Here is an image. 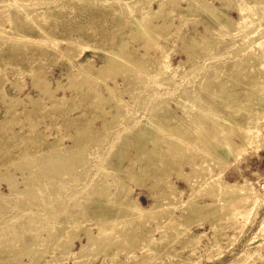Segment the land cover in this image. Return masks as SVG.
Instances as JSON below:
<instances>
[{
	"label": "rangeland",
	"instance_id": "obj_1",
	"mask_svg": "<svg viewBox=\"0 0 264 264\" xmlns=\"http://www.w3.org/2000/svg\"><path fill=\"white\" fill-rule=\"evenodd\" d=\"M143 1L146 0H0V213L5 214V208L13 205L11 199L17 192L28 191L30 186L48 179L44 174L35 173L25 163L27 158H37L43 165L48 161L47 165L59 167L61 172L57 180L63 184L70 182L80 190L81 186L87 187V181L94 172L90 164L80 160L89 155V150L110 152L104 168L105 184L102 179L96 180L102 185L96 186L98 193L95 191L91 200L84 204L85 219L76 231L69 233V238H63L65 230L62 224L67 216L61 215L51 237L42 232L37 241L31 232L26 231L13 245H0V264H74V256L86 245L87 252L95 251L96 255H90L77 264H264V235H257L264 216V148L255 155L246 154L242 158L240 153L244 150L233 152V145L240 143L239 134H225L220 129L224 120H228L226 113L233 104L245 101L253 92L254 87L248 84L249 81L244 78L245 84L237 83L231 75L239 68L233 64L235 59L254 46L250 45V41L256 40L264 20L248 24L246 21L243 25L226 29L218 24L219 12L229 13L234 20L239 19L240 12L225 9L221 3L223 0H203L209 5L199 6V12L193 15L187 14L186 9L190 2L196 9L195 0H176L174 3L163 0L162 4L160 0H153L150 4H140ZM252 3V0H244L243 3L236 1L233 4L243 15H247L245 5ZM145 11L151 14L147 27L142 24L148 16ZM135 24H140L141 28L138 29ZM163 24L162 31H153ZM252 24L256 26L254 33L250 34L246 30ZM204 26L212 28V33L205 31ZM243 31L246 33L238 35ZM202 35L216 40L215 43L202 45ZM190 37L195 41L191 42ZM122 44L134 54L125 58L120 53ZM240 46L246 49L241 47V52L234 54L233 48ZM141 54L143 59L139 66L135 60L142 58ZM109 56L114 57L118 65L105 71ZM145 57H155L156 60L153 62ZM143 66L145 69H142ZM258 68L262 69L258 66L254 71ZM170 72L172 77L165 81V74ZM200 76H204V80ZM205 78L206 81L211 79L212 85L203 94H195L194 82L200 80L198 83L206 85ZM139 79L147 84L142 82L139 86ZM223 80L227 82L226 89L221 86ZM45 87L49 90L48 94L43 92ZM132 93L134 99L130 98ZM193 93L197 99L193 97L194 100H190L188 96H193ZM211 94L215 99L224 96L227 99L206 110V118L214 126L206 127L215 130L211 129L212 138L204 137L209 138L205 144L176 136L177 139L168 124L156 118L155 115L161 111L156 107L152 111L161 100L175 111L176 116L183 117L184 112L176 102L181 104L182 101L185 108L196 110V106L201 105L199 100L203 103ZM120 104L126 105L124 111L120 109ZM87 121L90 122V132L79 133L80 126ZM256 121L260 123L264 119L251 116L248 126L255 129ZM144 127L154 131L155 135L144 144H133L139 140ZM258 134L264 137V125ZM178 140L183 144L182 151L176 153L179 159L159 158L167 143ZM75 142L77 144L74 145ZM188 149L193 151L188 152ZM67 152L75 153L70 161L66 159ZM191 156L194 165L210 168L208 175L202 173L199 177L198 185L194 178L196 185H192L193 181L189 183L182 179L176 169V165H180L183 172H190L188 161ZM77 169L79 177L76 176L72 182L67 175ZM81 173H84L83 176ZM129 173L138 180L133 182L124 178ZM36 175H40L39 178L43 175V178L38 179ZM163 175L166 177L163 178ZM211 177L219 179L220 184L235 180L241 183L249 179L263 198L257 194L248 206H233L231 209L229 205L231 208L222 212L220 205L224 197L212 200L209 195L212 187L205 185ZM114 178L122 183L120 191H115ZM27 184L31 185L28 187ZM170 186L178 191L170 196L178 203L168 205L163 197L160 198L161 205L155 207V197L170 193ZM223 188L225 186L219 193L226 195ZM125 189L139 213L133 212L122 224L124 228L117 226H121L120 230H116L114 225L112 228L109 226L107 232L116 231L110 233L112 237L103 232L104 235H100L98 231L102 219H98L95 213L105 208H126L129 202L119 201ZM105 190L106 195H103ZM190 197L193 199L188 201ZM165 201L166 205L163 204ZM205 204L209 205L202 207ZM197 206L200 208H193ZM26 208L28 206L23 209ZM77 208L76 205L70 210L75 212ZM160 217L164 220L173 217L179 226L172 230L168 223L165 228ZM125 225L128 227L125 228ZM36 227L37 224L31 226L32 229ZM87 232L100 236L88 241ZM57 238L66 242L64 246L67 245L68 250L64 258L60 250H53ZM109 238L111 241L112 238L118 239L112 243ZM93 242L95 245L90 249ZM114 252L117 254L114 255ZM53 255L57 258L50 262Z\"/></svg>",
	"mask_w": 264,
	"mask_h": 264
},
{
	"label": "bare ground",
	"instance_id": "obj_2",
	"mask_svg": "<svg viewBox=\"0 0 264 264\" xmlns=\"http://www.w3.org/2000/svg\"><path fill=\"white\" fill-rule=\"evenodd\" d=\"M152 1L153 0H146V1L140 2V4L141 3L150 4ZM170 1L172 3H174L176 0H170ZM236 1H238V2L240 1L242 3L244 2V0H233V2L231 0H223L221 3H222V6L225 9H227L228 11H230L232 9H237V11L241 13V11L237 8V5H239V4L236 3L237 5H235V6L233 4ZM252 1H253L252 4L245 5L248 8L247 9V11H248L247 15H243L242 13L241 14L239 13V19L238 20H234L229 15V13L219 12L218 24L220 26L222 24L224 27H226V29L227 28L232 29V28H234L236 26L243 25V23L246 22V21H247V24H248V23H251L253 21H257L258 22V21L264 20V0H252ZM161 2H163V0H160V4H162ZM195 3H196V9L192 8V6H191L192 3L191 2L188 4L187 9H186L187 10V14L188 13L192 14V13H195L196 11L199 12L198 9L200 7L209 5L208 3H206L203 0H195ZM240 9L242 10V8H240ZM146 12L148 13V16H146L143 19L142 24L146 25V27H147L148 20H149V17L151 16V14L148 11H145L144 13H146ZM164 24L161 25V26H156L155 27L156 29L155 30L152 29V30L157 32V33H159L160 31H162V27L165 26ZM135 25H137V24H135ZM166 25H168V23ZM255 26H256L255 24L250 25L248 27V29L246 30V32H248L250 34L254 33ZM261 26L264 27V25H260V27ZM263 27H262V31H258L259 33H258V35L256 37V40L253 39V40L250 41L252 43V44L250 43V45H252V46L254 45L255 47L253 46L250 49V51L244 53V55H242V56H238V58L235 59V63H233V64H235V66L239 67V68L236 69L235 74L231 75L233 80L235 82H237V83L240 82V83L245 84L246 81L247 82L249 81L248 84L252 85L254 87V89L252 90L253 92L250 93L246 97L247 99H245V101L235 102L233 104L231 109L226 113V116H227L228 120H224V124H222V127L220 128L221 130L224 131V133L226 132L227 134H232V133H238L239 134L240 143H237V144L233 145V152L236 149L237 150L238 149L244 150L243 153H240L242 158L246 154H248L250 156L255 155V153L259 149L263 150L261 148H264V137H262V136H260L258 134V133H260L262 131V127L264 125V123H263L264 121L263 122L259 121L260 123H258V121H256L257 124H256L255 129H251V126H248L249 119L251 118V116H253L254 119H262V120L264 119V67H263L264 66V28ZM140 28H141V25L139 24L138 29H140ZM177 29L178 28L176 27L175 33H177ZM204 30L205 31L207 30V31H209L211 33L213 31L212 28H210L208 26H204ZM244 32L245 31L241 32L238 35H241ZM134 36H135V34H134ZM202 38L204 39V42H203L202 45H206V46L208 44L210 46V44H212V43L214 44L215 41H216V40H214L212 38H209L207 36H204V35H202ZM231 38H232V36H231ZM235 40H237V39H235ZM190 41L194 42L195 40H194L193 37H190ZM232 42H234V41H232ZM243 46L237 47L236 49L233 48V53L236 54L238 52H241L242 48H243L242 50L246 49ZM120 48H121L120 49V53L122 55H125L124 56L125 58H126V56L128 57V56H132L134 54L132 51H130V50H128L126 48L125 44H122V46ZM189 49H191V47ZM162 50H163V48H162ZM230 53H232V52H230ZM141 56H142V58L139 56L140 58H137L138 60H135V62H137L136 64H138L139 66H141V64H140L141 61L140 60L143 59V54H141ZM145 58H148L149 60H153V62L156 60L155 57H145ZM122 59H124V58H122ZM132 59H133V57H132ZM126 60H128V59H126ZM130 60H129V62H130ZM120 61H121V59H120ZM122 62H123V60H122ZM129 62H127V63H129ZM146 62L147 61L145 60L144 63H146ZM107 63H108V67L106 68L105 71H107V70L109 71V69H113V68H115V66L118 65L117 61L115 60V58L111 57V56H109L107 58ZM133 63H134V60H133ZM144 63H142V64H144ZM128 65H130V64H128ZM131 65H132V63H131ZM149 65H150V63H149ZM125 66H127V65H125ZM145 66H143L142 69H145L144 68ZM258 66H261L262 69L258 68L259 70L254 71L255 67H258ZM128 69H130V68H128ZM134 69H136V68H134ZM249 69H251V70L249 71ZM147 70H149V69H147ZM246 70H248L249 72L246 71ZM149 71H151V70H149ZM219 71L221 73V69ZM172 72H173V70H172ZM203 72L201 73V75L203 74ZM248 73H249V75H248ZM195 74L197 76H199V74H197V73H195ZM165 75H167L166 78H165V81H168L172 77L171 75H173V73L170 72V74L166 73ZM205 75H207V74H205ZM140 76L143 77L144 75L143 76L140 75ZM147 76L148 75L146 74V80L148 79ZM200 77H201V79L204 80V76H200ZM254 77H255V79H254ZM138 78H140V77H138ZM206 78H208V77H206ZM206 78H205V81H206ZM244 78L246 79V81H245ZM140 79H139V82H140ZM142 82L143 81H141L139 83V86L142 85L143 83H145L146 81H144L143 83ZM198 82H200V80ZM198 82L197 81H196V83L194 82V86H193L194 87V91H196V93L195 92L194 93L198 94V95L203 94L206 90H208L210 85H212V83H213L211 79L205 82L206 85H204V82H202V81L201 82L203 84L198 83ZM214 83H216V82H214ZM146 84H147V82H146ZM221 86H223V89H226L228 87L226 80H223V82L221 83ZM252 86L250 88H252ZM187 87H188V85H187ZM142 88H143V86L141 87V89ZM145 88L146 87H144V89ZM141 89H139V90H141ZM189 89H187V92H188ZM43 92L44 93L46 92V94H48V92H49L48 88L45 87ZM94 93H92V94H94ZM194 93H193V96H188V98L190 100H194L193 97L196 96ZM248 93H249V91H248ZM97 94L98 93H96V95ZM180 94H181V92H180ZM130 95H131L130 98L134 99V94L132 93ZM187 95H190V93H188ZM214 97L215 96L213 94H211L209 97L206 98V100L202 101L203 103H201V100H199L200 101L199 104H201V105H197L196 106V110H191V109L185 108L184 107L185 103L182 104V101H181V104H179L180 103L179 101L176 102L178 105H180V107L182 108V111L184 112L183 113V117L176 116L175 111L172 110L171 108H169L168 105L166 104V102L161 101V100H159L160 101V102H158L159 104L157 103L158 105L156 104L155 106H153L152 111H153V109L155 107H156L157 110L161 111V112H159V114L155 115L156 118H160L161 122H164V123L166 122L168 124V127L170 128L171 133L174 134L175 137L176 136H178L179 138L182 137L183 140H190V141H193L195 143L198 142L201 145V144H205V142H207V140L211 137L210 134H211V132H213L212 130H215V128L213 129V128H210V127H206V125L207 126L208 125L209 126H213L212 122L210 123L209 122L210 120H207V118H206L207 117L206 110L208 109L209 106H211V107L212 106L213 107L217 106L219 104H222L227 99V97H225V96L224 97H219V98L216 97V99ZM196 99H195V101H196ZM215 103H216V105H215ZM151 105H153V104H151ZM120 106H121L120 109L122 111H124L125 110L124 108H125L126 105L122 106L120 104ZM10 109H11V107H9L8 111H10ZM150 109H151V107H150ZM148 111H150V110H148ZM118 113L123 114V112H121V111H119ZM149 113H151V112H149ZM213 117H214V115H213ZM151 118H152V116H151ZM208 119H210V118L208 117ZM109 123H110V121H109ZM173 123H177V125L174 126ZM89 124H90V122H88V121L87 122H83L82 125L79 128V133L84 132V131H89L90 132V125ZM166 128L167 127H165V130H166ZM253 130L255 132H257V133H255ZM142 131H143V133L140 134V136L138 135L139 136V140L134 141L133 144L136 143V142H141L142 144H144V142L149 137H153L155 135L154 131H151L150 129H148L146 127H144V129ZM215 132H217V131H215ZM205 134H209V136H207V135L205 136ZM169 137L167 136V139ZM204 137H209V138L206 139ZM169 139H171V137ZM180 141H181V139H180ZM188 143H189V141H188ZM188 143H185V144L187 145ZM75 144H77V142H75L74 145ZM186 147H188V146H186ZM182 148H183V144H181V142H179V140L175 141V142H169V143H167V148L163 149V151L161 152L162 155H159V158H168V159L170 158V160H171V157H172L174 159L175 158L179 159L180 157H179V155L177 156L176 153L178 151L181 152ZM101 149H102V147H101ZM103 150H104V147H103ZM188 150H189L188 152L193 151L192 149H188ZM186 152H187V150H186ZM233 152L231 151V153H233ZM150 153H146V154L148 156H150L151 155ZM194 153H195V151H194ZM74 154L75 153L67 152L66 155H65L66 159L68 158L69 161H70V159L72 158V156ZM177 154H179V153H177ZM109 155H110L109 151H105V152L101 151V152H99V151H94V150L90 151L89 150V155H87L86 157H83L81 160L79 159L80 162H83V163H86V164L87 163L90 164V168L92 167V169L94 170V172H92L93 174L90 175V178H89L90 181H87L88 182V184L86 185L87 187L85 188V187L81 186L80 190H79V188L75 189L73 187L74 185L71 184L70 182L67 183V184H65V183L63 184L62 182H60V180H57V178L58 179L60 178L58 174H60V172H61L59 167L58 168H56V167L53 168L51 165H47L48 161L47 162L45 161L46 164L43 162L44 163V165H43V164H41L40 160H37V158H35V159H31V158L28 159L27 158L25 163L28 164L29 166H31L35 170V173L44 174V176H46L48 179L45 180V181L42 179L43 182H40V181L38 183L34 182L35 185H37V186L33 185L31 187L30 186L31 184L30 185L27 184L28 187L30 186L31 188L29 187V189H28L26 187L28 189V191L23 190L24 192L23 191L17 192L15 194V198L13 200L11 199V201L13 202V205L7 206L5 208V210H6L5 214L0 213V245H5V246L13 245L15 242L20 241L22 232H26V231L31 232V234L33 235L34 239L37 240V241L40 239L39 235L41 236L42 232L47 233V235H49L51 237L53 235V233L55 232V229H56V224L55 223H56L57 219L61 215L67 216L66 220L62 224V229L65 230L63 232V234H62L63 238H69L68 236H71V234L69 235V233L74 232V230L76 231V229L79 226V224L82 223V221L85 219V215L83 213L85 211L86 206L84 204L87 202V200H89V201L91 200L90 199L91 195L97 190L96 186L101 184L100 182L97 183L96 180L99 179V181H101L100 179H102V182H103L104 181L103 179H105L106 173H105V169L104 168H105V166L107 164V160H108L107 157ZM175 156H177V157H175ZM38 157H39V155H38ZM193 160L194 159L191 156L189 158V161H188V164L190 165V168H189L190 172H183V170L181 169L180 165H176V169H178V171H180L179 175L182 176V179L185 178V180H187L189 183H191L193 181V178H194L195 179L194 181H196L197 182L196 184L198 185L200 183L199 182V177L202 175V173H206V174L208 172L210 173V168L207 165L203 166V167H200L199 165L196 166V163L194 165ZM172 162H170L169 165ZM87 171H89V170H87ZM79 173L80 172L77 169V170H75V172L73 174H71V175L68 174L67 178L68 179H72V182H74V180L77 178L76 176L79 177ZM255 173L256 172H254L253 174H255ZM82 174H84V173H81L80 175H82ZM87 174H88V172H87ZM192 174H194V177H193ZM36 176L38 177V179L43 178L42 177L43 175L40 178H39L38 175H36ZM37 177H36V179H37ZM164 177H166V176L163 175V178ZM204 177L205 176H203V178ZM124 178H127L128 180L133 181V182L138 180V178L135 175L130 174V173L125 175ZM203 178L201 177V179H203ZM33 179L35 180V175H34ZM205 179H207V178H205ZM80 180H81V178H80ZM86 180H88V179H86ZM77 181H75V183H77ZM194 181H193L192 185L195 184ZM26 182L29 183L28 181H26ZM114 182H115V185L114 184L113 185L116 187L115 191H120L119 189H120V187H122L121 186L122 183H120V180H118L117 178H114ZM220 183H219V179L218 180L214 179V178L212 179V177H211V180H208L205 183V185H208L210 188L212 187L211 192L209 194L212 200H218V199L224 197V198H222V202L220 201L221 202V205H220L221 211L224 210V209H225V211L226 210L228 211V209L231 208L230 206H232L231 209H233V206L235 208H238L239 206H248L249 204L252 203L253 199L257 196V194H259V192L256 189L254 183L251 182L249 179H245L241 183L237 182L236 180L233 181V182H224L222 184H220ZM78 184L79 183H77V185ZM89 186H90V188H89ZM223 186H225V188H223L222 191L223 190L225 191V189H226V192H225L226 195L224 194L225 196L222 195V193H219V190ZM110 187H111V185H110ZM103 189H104V187H103ZM208 190H210V189H208ZM169 192L170 193L165 194V195L163 194V195L156 196L155 197L156 201H155V205L154 206L155 207L156 206H160L161 205L160 198H163V197L166 199V201H168V205L175 204L176 200L173 199L174 197L171 199L170 196H171L172 193H178V191L176 192L174 187L170 186ZM108 193H110V192H108ZM207 193H209V192L207 191ZM122 194L123 195H121L119 201L129 202V203H127L129 205L126 208L117 209V210H114V209L110 210V209H106L105 208V209H102V210L98 211L97 213L94 212L95 214H97L98 219H102V221L100 223L101 225L99 226V231H98L100 233V235H101L102 232L104 234L105 233L106 234L107 233L108 234H110V233L114 234L113 232H116L115 230L113 232H110V233L106 231L109 228V226H110V228H112V225H114L115 227L114 226L113 227L116 228V230H120L121 226H120V228H118L119 225L124 224V222H126V220L129 219V216L131 217V214L133 212H136V213L138 212L136 206L134 205V202L127 197L128 190H126V189L123 190ZM103 195H106V190L103 192ZM177 198L179 199V197H177ZM260 198H263V197H260ZM165 199H163V200H165ZM192 199L193 198L190 197L188 201H191ZM163 200L161 199V201H163ZM166 201L163 202V204L165 203V205H166V203H167ZM117 203L116 204L114 203V205H117ZM176 203H178V202H176ZM184 203H186V202H183V204ZM218 204H219V202H218ZM76 205L78 206L76 211L75 212L71 211L70 209L72 207L75 208ZM208 205L209 204H205L202 207H207ZM24 206H28V208L23 209ZM220 207L218 206V211H219ZM163 208H165V207H163ZM193 208H195L197 210V208L199 209L200 207L197 206V207H193ZM159 211H160V209L158 210V212ZM152 215L156 216L155 213L154 214L152 213ZM89 216H91V214ZM157 216H158V213H157ZM136 218H137V216H136ZM138 218H139V215H138ZM160 218L162 219V223L161 224L162 225L164 224L165 226H163V227H165V228H167L166 224H168V223H170L172 230H175L179 226L175 222L173 217H171V218H169L167 220H164V217H160ZM132 220H133V218H132ZM129 222H131V221L129 220ZM129 222H127V225H129ZM35 224H37V227L32 229L31 226L35 225ZM127 225H125V228L128 227ZM168 227H169V225H168ZM259 227L260 228L258 230L257 235H261L262 236V235H264V233L262 232L264 230V216H263L262 222L260 223ZM122 228H124V226ZM104 231H106V232H104ZM118 233H120V232H118ZM112 234H110L109 236L112 237ZM96 236L99 237L98 235H96ZM96 236L92 235L90 232H87V238H88L87 240L88 241H92L94 238H96ZM108 237H106V238H108ZM113 237H117V236L113 235ZM98 239H101V238H98ZM105 239H103V240H105ZM116 239H118V238H116ZM116 239L112 238V241H111V239L109 241L113 243V240L116 241ZM98 241L99 240H97V242ZM102 241L100 240V242H102ZM105 241L103 243H105ZM110 242H108V243H110ZM65 243H63L61 238H57L55 243L53 244V250L54 251L55 250H60L62 258L65 257L66 251L68 250L67 247H66L67 245L64 246ZM90 244L91 245L89 247H90V249H92L91 246H93V244L95 245V242L90 243ZM87 249H88L87 245L81 247V249H80L79 253L77 254V256L76 255L74 256V264H77V262H79L82 259L88 258L90 255L91 256L96 255L95 251L94 252H92V251L87 252ZM119 249H120V247H118V252H119ZM96 250L98 251L97 248H96ZM97 254H98V252H97ZM113 254L116 255L117 252H114ZM56 258H57V256L53 255L51 257L52 261H51V259L49 261L53 262V259H56Z\"/></svg>",
	"mask_w": 264,
	"mask_h": 264
},
{
	"label": "crops",
	"instance_id": "obj_3",
	"mask_svg": "<svg viewBox=\"0 0 264 264\" xmlns=\"http://www.w3.org/2000/svg\"><path fill=\"white\" fill-rule=\"evenodd\" d=\"M262 193H263V195H264V191H263ZM259 194H260V193H259ZM263 195H262V196H263ZM260 197H261V194H260Z\"/></svg>",
	"mask_w": 264,
	"mask_h": 264
}]
</instances>
